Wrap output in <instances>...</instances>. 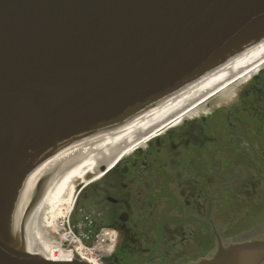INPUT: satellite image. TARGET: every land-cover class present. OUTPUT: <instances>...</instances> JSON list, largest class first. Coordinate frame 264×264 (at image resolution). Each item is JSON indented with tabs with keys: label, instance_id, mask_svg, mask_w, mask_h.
Instances as JSON below:
<instances>
[{
	"label": "water",
	"instance_id": "water-1",
	"mask_svg": "<svg viewBox=\"0 0 264 264\" xmlns=\"http://www.w3.org/2000/svg\"><path fill=\"white\" fill-rule=\"evenodd\" d=\"M263 41L264 0H0V264H87L30 253L36 200L18 227L21 199L114 130L73 142L129 123Z\"/></svg>",
	"mask_w": 264,
	"mask_h": 264
},
{
	"label": "flooded vegetation",
	"instance_id": "flooded-vegetation-1",
	"mask_svg": "<svg viewBox=\"0 0 264 264\" xmlns=\"http://www.w3.org/2000/svg\"><path fill=\"white\" fill-rule=\"evenodd\" d=\"M231 85L77 184V217L116 239L110 264H191L218 241H264V64Z\"/></svg>",
	"mask_w": 264,
	"mask_h": 264
},
{
	"label": "bare ground",
	"instance_id": "bare-ground-1",
	"mask_svg": "<svg viewBox=\"0 0 264 264\" xmlns=\"http://www.w3.org/2000/svg\"><path fill=\"white\" fill-rule=\"evenodd\" d=\"M259 64H264V42L240 57L233 58L188 88H183L171 95L158 107L146 111L110 133L87 152V155L83 156L84 158L81 157L79 162H75L49 184L42 203L27 226L28 249L32 252L41 253L45 257L48 256L47 250L51 251L53 238L47 227H41L39 213L44 208H49L52 219L58 217V214L69 213L73 208L76 183L80 182L82 178L85 179L88 172L96 171L102 159H108L112 151L117 148L128 146L132 149L134 145L139 143V139L150 130H152V134H155L165 125L196 113L200 107L205 106L214 97L222 94L229 84L242 80L246 73L251 72V69L255 72L259 68ZM103 144L106 147H103ZM92 154L95 155L92 156ZM89 156L90 158H88ZM81 161H83L82 164H80Z\"/></svg>",
	"mask_w": 264,
	"mask_h": 264
},
{
	"label": "clouds",
	"instance_id": "clouds-1",
	"mask_svg": "<svg viewBox=\"0 0 264 264\" xmlns=\"http://www.w3.org/2000/svg\"><path fill=\"white\" fill-rule=\"evenodd\" d=\"M102 231L105 233V235H109L110 236L112 230L104 229ZM98 243H99V238H98ZM103 250L107 251V252L111 251V239L108 240V246L106 248H104Z\"/></svg>",
	"mask_w": 264,
	"mask_h": 264
},
{
	"label": "rangeland",
	"instance_id": "rangeland-1",
	"mask_svg": "<svg viewBox=\"0 0 264 264\" xmlns=\"http://www.w3.org/2000/svg\"><path fill=\"white\" fill-rule=\"evenodd\" d=\"M105 144H108V143H105ZM103 147H106V145L103 144ZM86 155H87V154H85L84 156H86ZM94 155H95V154H92V156H94ZM83 158H84V157H83ZM88 158H90V156H89ZM81 159H82V158H81ZM81 159H79L78 162H79ZM83 161H84V160H83ZM83 161H81L80 164H82ZM87 174H88V173H87ZM76 196H77L76 193L73 194V200L76 198ZM48 212H49V211H48ZM45 215H47V214L45 213ZM45 215H44V216H45ZM46 219H48L49 222L51 221V218H50L49 216H48Z\"/></svg>",
	"mask_w": 264,
	"mask_h": 264
}]
</instances>
